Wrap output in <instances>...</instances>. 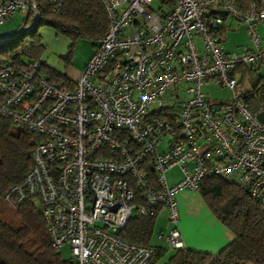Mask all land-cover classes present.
Returning a JSON list of instances; mask_svg holds the SVG:
<instances>
[{
    "label": "built area",
    "instance_id": "2783aa9c",
    "mask_svg": "<svg viewBox=\"0 0 264 264\" xmlns=\"http://www.w3.org/2000/svg\"><path fill=\"white\" fill-rule=\"evenodd\" d=\"M47 1L58 11L62 0ZM101 2L109 24L78 79L55 82L37 61L0 64V119L38 136L31 169L3 202L17 210L36 199L50 247L67 245L73 264H148L156 247L119 236L133 211L164 209L170 228L158 237L174 250L184 247L176 195L205 177L264 207V104L250 109L242 89V70L264 65V0L245 10L239 0ZM39 8L0 0V28L15 12L39 20ZM233 23L246 27L239 51L224 46ZM211 85L230 98L210 103Z\"/></svg>",
    "mask_w": 264,
    "mask_h": 264
},
{
    "label": "trees",
    "instance_id": "16d2710c",
    "mask_svg": "<svg viewBox=\"0 0 264 264\" xmlns=\"http://www.w3.org/2000/svg\"><path fill=\"white\" fill-rule=\"evenodd\" d=\"M33 1L40 5L38 23L27 33L0 44V64L9 60L23 63V58L27 62H39L42 45L36 28L40 24L72 37L87 38L94 46L109 24L101 0H62L58 11H53L47 0ZM239 1L241 10L252 2ZM45 73L60 83L66 77L52 69H45ZM247 73L252 70H242V76ZM246 98L250 109L264 104V78L251 85ZM36 139L38 136L33 132L19 129L9 119H0V208L6 191L22 184L31 169ZM197 192L213 217L234 238L216 254L186 249L185 246L171 249L164 264H264V207L249 198L246 188L216 177L203 178ZM159 210L146 216L135 214L119 236L131 243L149 245ZM15 214L18 225L0 217V264H73L72 260H62L58 250L50 247L36 199L26 198ZM156 248L148 264H153L163 254L162 247Z\"/></svg>",
    "mask_w": 264,
    "mask_h": 264
},
{
    "label": "rangeland",
    "instance_id": "374dc122",
    "mask_svg": "<svg viewBox=\"0 0 264 264\" xmlns=\"http://www.w3.org/2000/svg\"><path fill=\"white\" fill-rule=\"evenodd\" d=\"M24 18L25 14L20 12L13 13L0 28V39L14 32L22 24ZM256 30L260 36L261 45L264 47V28L257 26ZM36 31L40 36V44L42 45L39 54V62L43 64L44 70L52 69L56 72L64 73L69 77L78 79L81 70L95 49L93 42L83 37H72L58 31L54 27L43 24L38 25ZM194 41L197 47H201V41L199 39L196 38ZM248 44L246 27L243 24H232L231 30H228L225 39V48L238 51ZM22 62L26 63L27 59L23 58ZM260 78H264V65L255 69L254 73H247L243 76L242 89L244 91L249 90L251 85ZM203 91L207 93L210 103L216 100H226L230 98V91L216 85H211L209 87L204 86ZM173 100L174 99L171 98L169 102L172 103ZM165 175L169 184H173L180 179V172L177 167L169 169ZM132 213L133 216L136 214L135 211ZM157 215L150 241L162 247L164 252L153 264H164L170 257L172 250L169 248L164 238L158 239L156 235L160 226L167 234L170 223L162 212ZM0 217L5 222H12L14 225H18V218L15 214V210H12L5 202L1 205ZM58 253L62 260H71L70 250L67 245L60 248Z\"/></svg>",
    "mask_w": 264,
    "mask_h": 264
},
{
    "label": "crops",
    "instance_id": "0c3cea01",
    "mask_svg": "<svg viewBox=\"0 0 264 264\" xmlns=\"http://www.w3.org/2000/svg\"><path fill=\"white\" fill-rule=\"evenodd\" d=\"M227 33L228 31L225 34V39ZM65 76L67 75L65 74ZM176 201L179 215L177 229L186 249L216 254L234 238L209 212L197 191H180L176 195ZM161 212L167 218L164 209H160L158 214ZM159 233L166 235V231L161 226L156 236L158 239L163 238L158 237ZM149 245L160 247L151 241H149Z\"/></svg>",
    "mask_w": 264,
    "mask_h": 264
},
{
    "label": "water",
    "instance_id": "95a60500",
    "mask_svg": "<svg viewBox=\"0 0 264 264\" xmlns=\"http://www.w3.org/2000/svg\"><path fill=\"white\" fill-rule=\"evenodd\" d=\"M31 2L32 5H35V2L33 0H29ZM29 13H27L25 15V18L22 22V24L14 31L12 32L10 35L6 36L5 38L0 39V44L3 42H7L10 41L20 35H23L25 33H27L30 29H32L37 23H38V19H37V10H34L32 13V16L30 18L29 24L26 25V23L29 20ZM264 117V115H262V113L258 114V118L259 119H264L262 118Z\"/></svg>",
    "mask_w": 264,
    "mask_h": 264
},
{
    "label": "flooded vegetation",
    "instance_id": "af4514ba",
    "mask_svg": "<svg viewBox=\"0 0 264 264\" xmlns=\"http://www.w3.org/2000/svg\"><path fill=\"white\" fill-rule=\"evenodd\" d=\"M27 24H29V20H28V22L26 23V25H27Z\"/></svg>",
    "mask_w": 264,
    "mask_h": 264
}]
</instances>
